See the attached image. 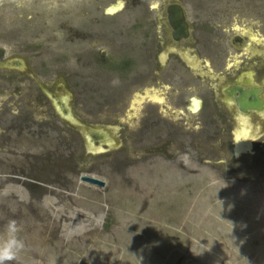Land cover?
Listing matches in <instances>:
<instances>
[{
	"label": "rangeland",
	"instance_id": "obj_1",
	"mask_svg": "<svg viewBox=\"0 0 264 264\" xmlns=\"http://www.w3.org/2000/svg\"><path fill=\"white\" fill-rule=\"evenodd\" d=\"M120 1L105 2L95 15L101 3L84 0L69 19L0 0V61L25 62L46 91L72 92L83 120L93 121L96 101L105 103L110 88L118 95L130 88L116 118L123 125L106 117L99 123L119 127L114 136L122 149L93 158L55 116L36 82L0 84V232L15 220L25 244L11 264H264V137L253 149L262 133L249 124L236 129L232 161L238 169L214 165L230 160L228 133L217 150H209L207 138L217 136L215 130L197 123L194 147L186 135L177 138L188 143L187 154L145 148L156 134L140 135L137 96L139 78L155 63V38L144 40L140 17L154 20L151 6L159 0L104 15ZM179 1L197 29L216 37L220 30H243L264 46V0ZM216 14L222 27H200V20ZM92 17L99 23H91ZM78 31L91 37H78ZM196 50L202 69L207 49ZM84 175L106 187L82 182Z\"/></svg>",
	"mask_w": 264,
	"mask_h": 264
},
{
	"label": "flooded vegetation",
	"instance_id": "obj_2",
	"mask_svg": "<svg viewBox=\"0 0 264 264\" xmlns=\"http://www.w3.org/2000/svg\"><path fill=\"white\" fill-rule=\"evenodd\" d=\"M87 1V5L93 4V0ZM109 1L111 0H97V3L100 2L101 4L95 7L93 11L95 15L101 11L100 6ZM129 3H131L132 9L153 5L147 0H122L113 5V7L108 8L104 15L114 16L115 12H121L123 7L130 5ZM178 7H182L185 10L186 23L184 26L187 27V31L185 28L181 30L175 29L172 25L170 12ZM151 9L156 12L154 20H148V16L144 13L141 14L140 33H142L144 40L151 35L155 38V47L152 52L155 54V63L152 65L151 73L148 75L142 74L139 78L141 93L137 96V105L141 107L140 114H142L140 116V135L145 136L154 132L156 134V142L145 148L158 150V152H162L164 149L174 150L179 148L180 151L178 153L180 155L187 154L188 143L179 141L177 138L179 134L186 135L187 138L192 139L190 147H194V133L198 130V128H195V123H197L199 126L215 130L214 134L217 136L208 135L209 137L207 138V142L210 143L209 150H217L222 133H228L231 152L230 160L229 162L219 160L214 165L228 167V164H231L235 169H238L237 165L232 161L233 149L236 147V129L241 128L242 124H249L252 131L256 130L262 133L254 140L253 149L254 144L264 137V118H261L264 114L263 41L259 39L258 35L255 37L250 36L248 32L238 29L232 30L233 34L229 37L228 33H232L231 30H220V32H217L219 37H216L214 35L215 32L209 29H197V24L190 21L188 11L179 0H159L151 6ZM217 21V14L209 15L200 20L202 22L200 27H207L208 25L218 29L222 25L217 24ZM90 22L93 24L99 23V19L92 17ZM148 22L153 26L155 25L153 30L147 31L145 29V25ZM76 35L81 38L91 37V34L84 35V33L79 31ZM198 46H204L207 49L205 54L208 61L204 62L205 66L202 69L197 61L198 56L200 57L199 52L196 50ZM112 47L114 46L112 45ZM143 47L145 48V53H147V48ZM102 53L104 54V51ZM26 78L36 82L37 88L41 90L51 103L55 116L64 126L82 139L86 149L85 131L82 128L69 126L60 118L54 107L53 100L47 95L46 90L41 88L42 82L29 73V68L25 62L17 59L0 61V84L16 86ZM152 86L154 88H151ZM61 89L65 91L64 88ZM109 90L113 94L107 98L105 103L95 100L97 109L91 123L79 117L75 111L74 104H72L75 115L87 126V133L92 138V144L96 145V147H104L108 151L107 153L117 152L122 149V141L114 136L115 131L119 130V127L111 125L102 127L99 123L102 121L101 118L104 117L110 120L111 124L116 122L118 114L125 106V100L130 88H124L119 95L115 93L114 88ZM95 91L97 92L95 93L96 96L99 97L100 93L96 89ZM241 91L246 92V96H249L247 101L250 103L254 102L257 96V101L261 103V109L242 111L239 102L242 98ZM51 92L54 91L51 90ZM58 96L60 97V95ZM123 123L121 121L118 122L120 125H123ZM124 125H126L125 127H127L128 131H133L131 124L127 122ZM163 134L168 136L164 137ZM128 140H131V137ZM134 140L135 137H133ZM211 140H215L214 143ZM88 155L93 158L102 156L101 154ZM90 170L86 169L81 172Z\"/></svg>",
	"mask_w": 264,
	"mask_h": 264
},
{
	"label": "clouds",
	"instance_id": "obj_3",
	"mask_svg": "<svg viewBox=\"0 0 264 264\" xmlns=\"http://www.w3.org/2000/svg\"><path fill=\"white\" fill-rule=\"evenodd\" d=\"M83 0H19V6L46 14H55L69 19L78 15ZM21 228L17 221L9 220L0 232V264H11L24 250L25 244L20 238Z\"/></svg>",
	"mask_w": 264,
	"mask_h": 264
},
{
	"label": "water",
	"instance_id": "obj_4",
	"mask_svg": "<svg viewBox=\"0 0 264 264\" xmlns=\"http://www.w3.org/2000/svg\"><path fill=\"white\" fill-rule=\"evenodd\" d=\"M171 21L172 25L175 27V29L181 30L185 28L187 31V27L184 26L186 23L185 18V10L182 7L174 8L171 12ZM47 95L53 100L54 107L56 109L57 114L60 116V118L66 122L69 126L74 128H82L84 132V136L87 141V153L92 155H102L107 153L108 151L104 149V147L99 146L96 147V145L92 144V138L90 134L87 133V126L75 115L74 108L72 106L74 102V96L73 93L69 90H65V95L63 97H59L54 92H51L49 90L46 91ZM242 98L240 99V105L241 109L244 112H247L249 109H261V103L257 101V96L255 97V101L250 103L247 101L249 96H246V92L241 91ZM82 182L88 183L91 185L99 186V187H106V183L98 180L91 176H82Z\"/></svg>",
	"mask_w": 264,
	"mask_h": 264
}]
</instances>
